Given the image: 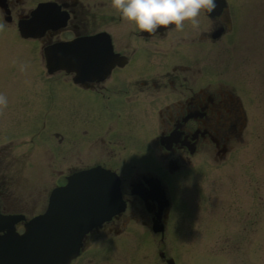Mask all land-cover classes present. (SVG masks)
Here are the masks:
<instances>
[{"label":"rangeland","instance_id":"1","mask_svg":"<svg viewBox=\"0 0 264 264\" xmlns=\"http://www.w3.org/2000/svg\"><path fill=\"white\" fill-rule=\"evenodd\" d=\"M35 1L24 0L22 6ZM103 1L104 6L94 0L88 3L94 10L111 12L110 0ZM248 1L233 0V28L217 43L226 58H217L215 65L221 73L216 78L229 80L245 98L244 141L218 163L205 162L202 155L194 157L195 165L177 174L169 189L172 205L163 240L158 234L150 235L139 221L130 220L113 236L109 264H162L158 246L176 264H264V64L257 60L264 19L241 25L246 16L242 5ZM12 27L0 18V97L4 98L0 103V181L16 197L34 198L36 205L39 194L44 203L49 177L56 173H48V165L56 161L49 155L50 149L54 151L53 137L39 119L48 109V79L41 77L37 44L23 41ZM72 150V163H91L96 157L84 153L79 144ZM62 164L69 165L66 160ZM165 180L168 184L169 179ZM146 232L148 243L143 240Z\"/></svg>","mask_w":264,"mask_h":264},{"label":"flooded vegetation","instance_id":"2","mask_svg":"<svg viewBox=\"0 0 264 264\" xmlns=\"http://www.w3.org/2000/svg\"><path fill=\"white\" fill-rule=\"evenodd\" d=\"M54 1L67 13V19L63 26L48 32L49 41L70 38L72 29L77 35L106 30L114 52L124 59L109 75L87 83L85 88L69 85L64 94V115L53 119L58 125L63 124L64 142L60 141L63 134L59 128L54 127L50 132L59 137L60 149L72 150L79 144L84 153L98 154L93 164L115 171H134L133 176L121 181L127 212L114 215L89 233L84 247L89 249L88 256L84 258L81 252L72 262L109 264L110 256L104 254L112 249L109 235L120 234L121 225L126 221V224L130 220L139 221L149 228L155 220L161 223L163 217L157 196L141 195L149 191L144 187L143 175H146L139 173L146 167L143 163L127 164V157L147 155L152 141L158 155L166 161L172 160L180 168L198 153L222 158L231 143L239 139L237 132L243 114L230 88L215 82L212 69L199 67L200 60L214 58L216 38L213 34L217 27L226 28L223 10L211 15L202 9L199 26L195 29L185 21L182 30L166 33L165 26H158L155 35L149 37L123 21L115 9L111 12L94 10L89 0ZM94 1L104 6L103 0ZM5 2L10 12L18 15L29 7L24 9V0ZM79 156L76 154L77 158ZM66 161L67 169L86 164L81 160ZM129 182L136 184L133 191L125 186ZM100 235L106 242L97 243Z\"/></svg>","mask_w":264,"mask_h":264},{"label":"clouds","instance_id":"3","mask_svg":"<svg viewBox=\"0 0 264 264\" xmlns=\"http://www.w3.org/2000/svg\"><path fill=\"white\" fill-rule=\"evenodd\" d=\"M110 7L123 21L151 37L158 26H165L166 33L182 30L185 21L197 28L201 10L211 12L216 7V0H110ZM3 102L4 98L0 97V103Z\"/></svg>","mask_w":264,"mask_h":264},{"label":"water","instance_id":"4","mask_svg":"<svg viewBox=\"0 0 264 264\" xmlns=\"http://www.w3.org/2000/svg\"><path fill=\"white\" fill-rule=\"evenodd\" d=\"M97 175H99V176H101V179H103V177H102V174H98L97 173ZM104 175H106V174H104ZM85 176H87V178H89V181H95V182H97V176H95L94 174H92V173H85ZM106 181V180H105ZM102 186V185H101ZM103 186H105V183H103ZM105 187H107V186H105ZM83 199L85 200V198L83 197ZM93 201H98L97 199H96V197H95V199H93ZM99 202V201H98ZM99 204V203H98ZM41 227L42 228H44L45 227V225L43 224H41Z\"/></svg>","mask_w":264,"mask_h":264}]
</instances>
